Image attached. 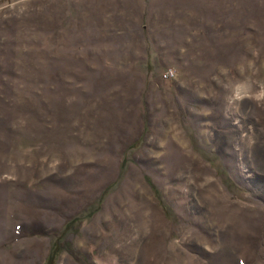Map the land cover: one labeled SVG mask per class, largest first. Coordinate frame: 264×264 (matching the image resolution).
<instances>
[{"label":"rangeland","instance_id":"rangeland-1","mask_svg":"<svg viewBox=\"0 0 264 264\" xmlns=\"http://www.w3.org/2000/svg\"><path fill=\"white\" fill-rule=\"evenodd\" d=\"M264 264V0H0V264Z\"/></svg>","mask_w":264,"mask_h":264},{"label":"trees","instance_id":"trees-1","mask_svg":"<svg viewBox=\"0 0 264 264\" xmlns=\"http://www.w3.org/2000/svg\"><path fill=\"white\" fill-rule=\"evenodd\" d=\"M57 247L52 251L53 253L51 254L49 260L46 262V264H53V258H55L56 253H57Z\"/></svg>","mask_w":264,"mask_h":264}]
</instances>
